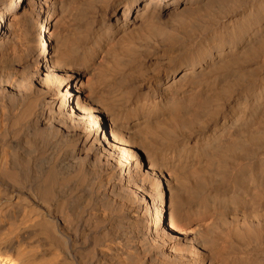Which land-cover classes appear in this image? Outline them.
<instances>
[{"label": "bare ground", "instance_id": "obj_1", "mask_svg": "<svg viewBox=\"0 0 264 264\" xmlns=\"http://www.w3.org/2000/svg\"><path fill=\"white\" fill-rule=\"evenodd\" d=\"M0 264H264V0H0Z\"/></svg>", "mask_w": 264, "mask_h": 264}]
</instances>
